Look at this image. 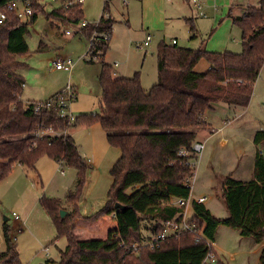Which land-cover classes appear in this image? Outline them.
<instances>
[{
	"label": "trees",
	"instance_id": "1",
	"mask_svg": "<svg viewBox=\"0 0 264 264\" xmlns=\"http://www.w3.org/2000/svg\"><path fill=\"white\" fill-rule=\"evenodd\" d=\"M13 1L18 0H0V12L5 15L0 24V181L15 164L35 170L41 156L73 167L78 179L75 191L65 199L66 206H71L67 215H60L63 210L59 200H40L57 236L67 240L59 261L46 260L44 264H202L207 254L214 252L211 242L220 226L237 230L241 237L257 244L264 242V156L259 150L264 142L262 130L253 137V178L243 182L226 176L220 180L221 200L228 216L217 219L203 204L193 201L194 215L189 221L195 225L194 230L151 246L162 224L185 211V206L172 202L189 199L197 161L193 145L196 132L208 126L203 119L205 111L217 104L244 108L250 102L254 83L264 66V0H259L257 7L247 8L241 16L228 15L241 30L242 51L238 54L161 42L156 53L157 81L149 91L141 87L137 76L114 77L112 66L104 61L115 22L104 17L109 7L105 0L98 22L79 29L88 40L84 60L100 66V113L80 115L72 123L52 109L33 115L35 101L20 99L23 81L17 74L20 63L16 57L28 52V26L42 9L37 0H28L33 14L22 23L7 9ZM81 17V4L73 3L46 14L50 24L56 21L79 25ZM186 21L192 32L191 19ZM201 60L209 64L203 73L195 71ZM94 123L101 125L109 144L119 148L120 157L111 170L113 183L106 205L83 219L96 221L112 216L116 225L105 239L82 240L76 234L75 221L81 217L77 206L87 164L70 135L39 137L36 132L49 128L69 131L77 125ZM116 204L124 209H117ZM176 219L179 221L180 216ZM142 228L152 232L150 238L143 236ZM3 232L6 249L0 253V264H21L6 223ZM133 244L136 251L131 248ZM216 264L222 263L217 260ZM260 264H264V249Z\"/></svg>",
	"mask_w": 264,
	"mask_h": 264
},
{
	"label": "rangeland",
	"instance_id": "2",
	"mask_svg": "<svg viewBox=\"0 0 264 264\" xmlns=\"http://www.w3.org/2000/svg\"><path fill=\"white\" fill-rule=\"evenodd\" d=\"M37 1L42 11H37L35 22L28 26V34L25 36L28 52L16 57L20 63L17 74L25 82L30 81L37 85L43 84L47 74L48 79L53 81V88L61 87L59 91L67 84L73 86L76 98L70 103L68 115H72L74 119L83 114L98 115L102 97L98 83L100 66L82 59L84 56L86 58L88 51L86 36L77 30L80 28L79 25L59 23L56 26L46 20V14L60 8L66 0ZM104 1L84 0L79 23L98 22ZM132 1H109L106 13L115 22L104 61L112 66L114 74L126 78L137 76L145 91H149L157 81L158 44L162 41L170 45L175 39L178 41V47L205 48L214 34V32L211 34V30L215 14L222 15L223 12L215 8L213 1V4L209 5L208 1L199 0L202 10H198L191 0H168L167 15L170 18L146 30L143 26L142 11L138 5L132 8ZM233 1L241 4L246 0ZM128 11L131 15L129 24L126 23ZM186 19L192 20L194 25L192 32ZM28 21L29 19H23L22 23ZM66 31L70 34L67 35ZM148 33L152 36V41L149 47L142 48L140 44L144 42ZM193 35L196 37L190 39ZM224 49L236 54L242 51L239 27L231 26ZM62 58H70L73 61V67L69 72H58L52 67L54 60ZM208 66L207 61L201 60L195 71L206 72ZM204 115L214 133L200 140L202 149L197 153L194 177L190 180V201L186 206L190 214L193 198L204 195L211 196L214 201L221 198L220 180L226 171L229 173L237 167L235 175L240 176V180L250 181L253 178L251 173L255 151L253 137L257 131L264 130V66L254 83L247 107L217 104L206 110ZM221 126H225L222 132L219 130ZM206 132L209 133V130L203 131ZM69 135L73 137L80 156L87 164L77 206L81 217L77 218L79 221L77 227L75 226L76 234L82 240L105 239V230L114 225L110 216H102L96 221H85L83 218L95 215L106 205L108 192L113 183L111 170L120 157V150L109 144L106 133L99 123L90 126L77 125L69 130ZM259 150L264 156V142ZM77 182V171L73 167H66L47 156H41L37 160L35 170H25L20 165H13L11 172L0 181V253L6 249L3 232V224L6 223L16 244L21 264H44L46 260L58 262L60 250L64 249L67 240L64 236H57L40 200H59L65 216L71 211V206H66V196L75 191ZM15 217H18V220H15ZM19 228L21 229L18 230ZM222 228L221 230L228 231L224 229L225 227ZM142 234L145 238H150L152 232L142 228ZM222 240L228 248L236 245L235 239L231 236H223ZM229 257L230 253H224L221 263L226 264L224 260ZM240 258L236 264L249 263L245 256Z\"/></svg>",
	"mask_w": 264,
	"mask_h": 264
},
{
	"label": "crops",
	"instance_id": "3",
	"mask_svg": "<svg viewBox=\"0 0 264 264\" xmlns=\"http://www.w3.org/2000/svg\"><path fill=\"white\" fill-rule=\"evenodd\" d=\"M108 1H110V0H108ZM202 1L203 2L208 1L209 5L213 1L214 4L213 3L212 4L215 6V8H219L223 11L222 15H219V13L215 14V17L212 21V30H211L212 33L211 34H213V32H214V34L212 35V39L208 40V42L206 43L205 48H203L209 52H222V51L227 50L224 48L227 45L228 35H229V32H231V26L233 25L230 18L228 17L229 14L232 16H241V15H243L244 11L247 8L257 7L259 4V0H246L245 3L243 2L241 4L236 3L233 0H202ZM252 1H254L255 3H253ZM167 3H168V0H133L131 2V7L133 8L135 5H138L140 7V9L142 11V17H143V26H144V28H146V30H148L149 28L155 27L156 24L161 22L162 20H168L170 18L167 15ZM127 5H128V2H127ZM201 7H202V5H201ZM200 10H202V8ZM237 11L239 13H237ZM130 16H131L130 11H128V16H127V20H126L127 24H129V22H130ZM190 22L192 24V20ZM51 24L58 26L59 22L54 21ZM147 36L150 37V41H149V43H150L152 41V36L149 33L147 34ZM147 36H146V38H147ZM146 38H145V40H146ZM190 39H193V38L190 37ZM145 40H144V42H145ZM173 40L176 42V45H178V41H176L175 39H173ZM143 43H142V45H143ZM149 45L150 44H148L147 46H145L143 48H147V47H149ZM198 48H200V47H198ZM84 58H85V56L82 57V59H84ZM208 68H209V66H208ZM208 68H207V70H208ZM56 71H58V72H69L67 70H56ZM114 77L118 78V77H123V76L117 75L115 73ZM21 79L23 81V86H22L23 89H22V94H21L20 99L23 102L46 100V99L50 98L51 96H53L54 94H56L57 92H59V89L61 88V87L53 88V86H54L52 84L53 81H51V79L50 80L48 79L47 74L44 78L42 85H37V84H34V82L31 83L30 81H26V82H28V83H26L22 77H21ZM203 119L205 120V122L207 123L208 126L204 129H200L196 132V143H200V144H202L200 142V140H202V138H205V137L208 138L210 135H212L214 133L212 128L211 129L209 128L211 126L207 122L205 115L203 116ZM205 129L209 130V133H207V132L203 133V131ZM223 129H225V126H221L219 128V130L221 132L223 131ZM67 134L69 135V131L67 132ZM254 149H256L255 146H254ZM254 159H255V151H254ZM248 168H249V166H247V169ZM251 168H254V163H253V166ZM237 170H238V168L236 167L235 169L230 170L229 173H228V171H226L224 173V175H221V177L230 176L234 180L243 181V180H240V176L235 175V174H237ZM251 173H253V169L251 170ZM209 181H211V180H209ZM243 182H245V181H243ZM190 192H191V189H190ZM198 198H205L201 204H203L205 206V208L210 212V214L212 216H214L215 218L224 219L228 216V213H227V211L223 205L221 198L218 201H214L211 196H206V195L198 197ZM198 198H193L191 203ZM189 201H190V196H189L188 202ZM172 204H174V201L172 202ZM184 212L186 215V219H188V220L192 219V217L194 215L193 211L190 214L186 210V207H185ZM110 217L112 218V216H110ZM15 220H18V219H15ZM78 221H79V219H77L75 221L76 227H77ZM112 223L114 225L107 227V229L105 230V234H107V232L110 229H113L115 227L116 223L113 220V218H112ZM222 227H225V226H220L217 229L215 237H214V241L211 242L212 243V249H213L214 253L216 254L217 259H218V261H220V263H221V260L223 258V254L224 253H230V257L227 260H224L226 264H236L238 261L237 259H239L242 256H245V259H247L249 262L248 264H260V256H261L262 250L264 249V242L257 244L251 238L241 237L237 230L229 229L227 227H225L224 229H228V231L227 230H221V229H223ZM20 229L21 228H19L18 230H20ZM223 236H231L233 239H235L236 245L228 248L226 243L222 240Z\"/></svg>",
	"mask_w": 264,
	"mask_h": 264
},
{
	"label": "built area",
	"instance_id": "4",
	"mask_svg": "<svg viewBox=\"0 0 264 264\" xmlns=\"http://www.w3.org/2000/svg\"><path fill=\"white\" fill-rule=\"evenodd\" d=\"M51 2H54L56 0H50ZM84 0H71V1H64L62 3V6L64 8H68L70 4H81L83 3ZM194 6L200 10L201 4L199 3L198 0H191ZM7 9L12 11L15 16L22 22L23 19H29L33 12L31 8V4L28 0L25 1H13L10 4L7 5ZM205 16V14H203ZM105 18H108V14H104ZM5 19L4 13L0 12V24L2 21ZM88 23L85 21L81 22L79 24V27L82 28L86 26ZM75 27V26H74ZM79 30V28L77 29ZM67 35L70 34L69 31L65 32ZM107 37V36H106ZM150 37L147 36L145 42L143 45L141 44L140 47H145L149 44ZM176 42L173 40L172 44H175ZM52 67L55 70H67L70 71L73 67V61L70 58H62V59H56L52 62ZM76 98V91L75 89L67 84L65 88H63L61 91L57 92L50 98L42 101H35L32 107V112L33 115H39L41 111L43 110H56L57 114L61 118H68L69 122L72 123L74 122V118L72 115H68V110H70V103L72 102L73 99ZM68 131H54L53 129L49 128L47 130H41L36 132V135L39 137L43 136H50V137H59V136H65ZM202 149V144L200 143H195L193 145V151L195 154L200 152ZM205 198H198L194 202L201 204L204 201ZM188 203V200L185 199H178L174 201L173 205H176L178 207H186ZM180 216V220L178 221L176 217ZM176 216L170 221H167L166 223L162 224V229L156 233V235L153 237V241L151 242V246L153 242H159L161 240H165L168 237H173V236H178L179 234L185 232V231H193L195 228V225L190 223L188 219H186L185 212L182 214ZM15 219H18V217H15ZM212 245V244H211ZM131 248L136 251L137 246L133 244ZM217 256L214 252H210L207 254L205 259L203 260L202 264H216L217 262Z\"/></svg>",
	"mask_w": 264,
	"mask_h": 264
},
{
	"label": "water",
	"instance_id": "5",
	"mask_svg": "<svg viewBox=\"0 0 264 264\" xmlns=\"http://www.w3.org/2000/svg\"><path fill=\"white\" fill-rule=\"evenodd\" d=\"M115 207H116L117 209H121V210H123V209H124V207H123V206H121V205H119V204H116V205H115ZM64 214H65V212H64V211H61V212H60V215H61V216H64Z\"/></svg>",
	"mask_w": 264,
	"mask_h": 264
}]
</instances>
